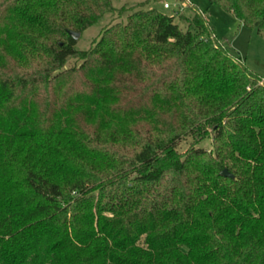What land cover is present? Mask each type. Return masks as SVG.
I'll list each match as a JSON object with an SVG mask.
<instances>
[{"label":"trees","instance_id":"trees-1","mask_svg":"<svg viewBox=\"0 0 264 264\" xmlns=\"http://www.w3.org/2000/svg\"><path fill=\"white\" fill-rule=\"evenodd\" d=\"M208 1L264 36V0ZM126 10L0 0V264H264V81L197 12L77 49Z\"/></svg>","mask_w":264,"mask_h":264},{"label":"rangeland","instance_id":"rangeland-1","mask_svg":"<svg viewBox=\"0 0 264 264\" xmlns=\"http://www.w3.org/2000/svg\"><path fill=\"white\" fill-rule=\"evenodd\" d=\"M168 3L171 9H165L163 5ZM113 6L120 9L126 6L125 14H108L93 27L85 30L77 42V49L87 50L93 46L103 29L115 22H125L131 8L135 10L158 9L170 16L175 15L176 23L186 29L188 23L183 19L193 17L196 12L204 14L213 28L214 36L228 53L240 55L244 65L264 80V36L259 35L256 30L246 28L241 21L221 6L211 5L208 0H113ZM183 18V19H181ZM79 59H71L67 67L78 66ZM192 141V137L181 139L177 149L185 152ZM198 148L212 150L213 136L210 135L197 145Z\"/></svg>","mask_w":264,"mask_h":264},{"label":"water","instance_id":"water-1","mask_svg":"<svg viewBox=\"0 0 264 264\" xmlns=\"http://www.w3.org/2000/svg\"><path fill=\"white\" fill-rule=\"evenodd\" d=\"M69 34L75 41H78L82 33L79 31L78 32L70 31ZM222 175L233 178V175L227 169H224V171L222 172Z\"/></svg>","mask_w":264,"mask_h":264},{"label":"built area","instance_id":"built-area-1","mask_svg":"<svg viewBox=\"0 0 264 264\" xmlns=\"http://www.w3.org/2000/svg\"><path fill=\"white\" fill-rule=\"evenodd\" d=\"M164 8H166V9H171V8H170V5H169L168 3H165V4H164ZM262 81H264V80H262ZM261 83H262V82H261Z\"/></svg>","mask_w":264,"mask_h":264},{"label":"crops","instance_id":"crops-1","mask_svg":"<svg viewBox=\"0 0 264 264\" xmlns=\"http://www.w3.org/2000/svg\"><path fill=\"white\" fill-rule=\"evenodd\" d=\"M163 7H164V5H163ZM166 9V8H165Z\"/></svg>","mask_w":264,"mask_h":264}]
</instances>
